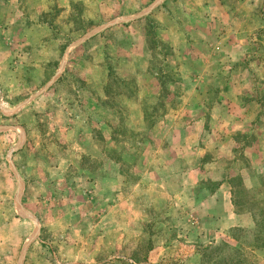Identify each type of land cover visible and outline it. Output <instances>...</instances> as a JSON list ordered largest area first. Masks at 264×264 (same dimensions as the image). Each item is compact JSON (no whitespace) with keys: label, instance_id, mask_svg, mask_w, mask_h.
Listing matches in <instances>:
<instances>
[{"label":"rangeland","instance_id":"obj_1","mask_svg":"<svg viewBox=\"0 0 264 264\" xmlns=\"http://www.w3.org/2000/svg\"><path fill=\"white\" fill-rule=\"evenodd\" d=\"M0 264H264V0H0Z\"/></svg>","mask_w":264,"mask_h":264}]
</instances>
